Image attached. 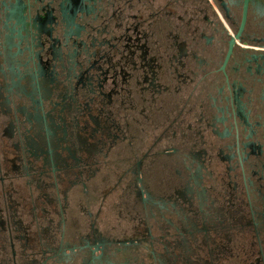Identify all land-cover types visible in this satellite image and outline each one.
<instances>
[{
	"label": "flooded vegetation",
	"instance_id": "af4514ba",
	"mask_svg": "<svg viewBox=\"0 0 264 264\" xmlns=\"http://www.w3.org/2000/svg\"><path fill=\"white\" fill-rule=\"evenodd\" d=\"M0 0V264H264V0Z\"/></svg>",
	"mask_w": 264,
	"mask_h": 264
},
{
	"label": "water",
	"instance_id": "95a60500",
	"mask_svg": "<svg viewBox=\"0 0 264 264\" xmlns=\"http://www.w3.org/2000/svg\"><path fill=\"white\" fill-rule=\"evenodd\" d=\"M248 1L249 0H244V3H243L242 22H241V25H240V28H239V33L242 31L244 23H245Z\"/></svg>",
	"mask_w": 264,
	"mask_h": 264
},
{
	"label": "rangeland",
	"instance_id": "374dc122",
	"mask_svg": "<svg viewBox=\"0 0 264 264\" xmlns=\"http://www.w3.org/2000/svg\"><path fill=\"white\" fill-rule=\"evenodd\" d=\"M262 13H264V10H262ZM252 14H253V16H252V19L254 20V19H259V22L260 23H264V15L263 16H256L255 15V10H252Z\"/></svg>",
	"mask_w": 264,
	"mask_h": 264
}]
</instances>
